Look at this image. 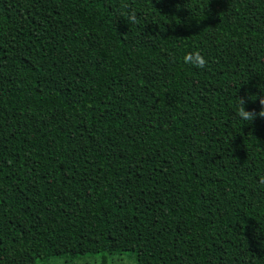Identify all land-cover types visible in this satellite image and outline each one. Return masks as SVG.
Listing matches in <instances>:
<instances>
[{"label":"trees","instance_id":"1","mask_svg":"<svg viewBox=\"0 0 264 264\" xmlns=\"http://www.w3.org/2000/svg\"><path fill=\"white\" fill-rule=\"evenodd\" d=\"M240 97L261 111L264 0H0V264H264Z\"/></svg>","mask_w":264,"mask_h":264},{"label":"clouds","instance_id":"2","mask_svg":"<svg viewBox=\"0 0 264 264\" xmlns=\"http://www.w3.org/2000/svg\"><path fill=\"white\" fill-rule=\"evenodd\" d=\"M184 61L187 64H191L197 68H205L207 60L199 52L195 54H188L184 57ZM237 116L240 120L245 122H252L257 118H264V102H261V111L254 112L249 110L246 105V101L243 97H240L236 108ZM260 183L264 184V177H261Z\"/></svg>","mask_w":264,"mask_h":264},{"label":"rangeland","instance_id":"3","mask_svg":"<svg viewBox=\"0 0 264 264\" xmlns=\"http://www.w3.org/2000/svg\"><path fill=\"white\" fill-rule=\"evenodd\" d=\"M99 257L84 256L74 260L53 258L49 264H99ZM109 264H136L134 255L124 254L122 256L109 257Z\"/></svg>","mask_w":264,"mask_h":264}]
</instances>
